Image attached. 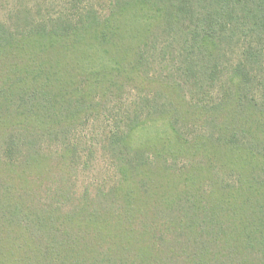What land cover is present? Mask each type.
Listing matches in <instances>:
<instances>
[{"label":"trees","instance_id":"16d2710c","mask_svg":"<svg viewBox=\"0 0 264 264\" xmlns=\"http://www.w3.org/2000/svg\"><path fill=\"white\" fill-rule=\"evenodd\" d=\"M29 1L0 0V264H264V0Z\"/></svg>","mask_w":264,"mask_h":264},{"label":"rangeland","instance_id":"374dc122","mask_svg":"<svg viewBox=\"0 0 264 264\" xmlns=\"http://www.w3.org/2000/svg\"><path fill=\"white\" fill-rule=\"evenodd\" d=\"M21 0H4V3H7L6 6H9L12 5V4H18ZM36 0H34L35 2ZM38 1H41V0H38ZM45 1H48L50 2L51 0H42V2H45ZM33 0L29 1V3L31 4V7H33V4H34ZM93 172H90V173H87L85 172L83 175H82V178L79 179V185L81 186H87L88 184L92 183L93 180L91 178Z\"/></svg>","mask_w":264,"mask_h":264}]
</instances>
